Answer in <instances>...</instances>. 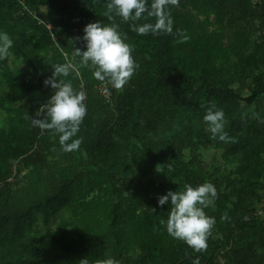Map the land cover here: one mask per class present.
<instances>
[{"label": "trees", "instance_id": "trees-1", "mask_svg": "<svg viewBox=\"0 0 264 264\" xmlns=\"http://www.w3.org/2000/svg\"><path fill=\"white\" fill-rule=\"evenodd\" d=\"M107 3L0 0V31L14 40L0 59V264H264V0H179L168 6L173 33L159 34L135 32L145 18L124 20ZM95 20L118 23L133 47L139 67L122 88L76 54ZM68 61L79 71L64 79L88 107L73 151L31 122L53 92L45 78ZM21 64L33 75L21 77ZM211 104L228 141L207 128ZM206 148L225 167L208 166ZM205 181L218 190L206 209L216 224L197 252L168 234L171 204L157 201Z\"/></svg>", "mask_w": 264, "mask_h": 264}, {"label": "clouds", "instance_id": "clouds-1", "mask_svg": "<svg viewBox=\"0 0 264 264\" xmlns=\"http://www.w3.org/2000/svg\"><path fill=\"white\" fill-rule=\"evenodd\" d=\"M178 3L179 0H108L107 9L109 12L115 11L124 20H140L144 17L145 22L131 24V28L137 33H173L174 19L168 6ZM147 17H155V20H148ZM109 19L114 20V17L110 15ZM126 37L127 33L120 31L118 23L105 24L98 20L86 23L81 37L86 48L76 49V54L81 58L80 64L93 67V75L100 81L107 80L112 87L122 88L139 67L133 55V47ZM182 38L187 40L189 37L183 35ZM13 44L11 35L0 31V59L9 56ZM53 67L52 74L44 80L45 85H50L53 92L43 106L44 110L33 116L31 122L42 130H54L59 134L63 151H73L82 142V137L76 134L88 112L86 94L74 87L71 79H64L72 71L78 74L76 64L68 61L54 64ZM203 119L213 136L224 141L231 139L225 131L226 117L222 108L211 104ZM217 196V187L211 181L198 185L186 184L182 190L169 189L159 195V205L171 204L166 220L168 234L183 240L197 252L205 250L208 237L216 224V218L209 215L206 209ZM81 264L89 262L82 259ZM104 264H119V261L110 257ZM193 264H200L199 257L193 259Z\"/></svg>", "mask_w": 264, "mask_h": 264}, {"label": "rangeland", "instance_id": "rangeland-1", "mask_svg": "<svg viewBox=\"0 0 264 264\" xmlns=\"http://www.w3.org/2000/svg\"><path fill=\"white\" fill-rule=\"evenodd\" d=\"M202 19H203V17L198 18L197 21L200 22V20H202ZM260 32H261L260 28H258L257 25L254 26L250 32L251 38L253 40L256 38H259ZM13 66L15 67V64ZM19 70H21L20 71L21 77L33 75L32 70L27 65L21 64L19 66ZM203 156H204L205 162L211 168L220 167L222 169V167H225V163H223V160L221 158V151L220 150H216L215 148H206L203 150ZM13 165H14V167L16 166V168H18V163L14 162Z\"/></svg>", "mask_w": 264, "mask_h": 264}, {"label": "built area", "instance_id": "built-area-1", "mask_svg": "<svg viewBox=\"0 0 264 264\" xmlns=\"http://www.w3.org/2000/svg\"><path fill=\"white\" fill-rule=\"evenodd\" d=\"M100 91L105 97H110L111 91L109 89L108 84H106V82L100 85Z\"/></svg>", "mask_w": 264, "mask_h": 264}]
</instances>
